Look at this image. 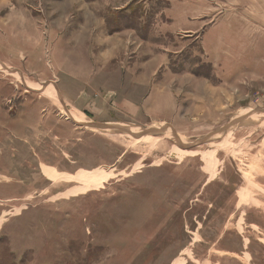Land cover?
Wrapping results in <instances>:
<instances>
[{
  "label": "rangeland",
  "instance_id": "obj_1",
  "mask_svg": "<svg viewBox=\"0 0 264 264\" xmlns=\"http://www.w3.org/2000/svg\"><path fill=\"white\" fill-rule=\"evenodd\" d=\"M173 1L0 0V264H264V0Z\"/></svg>",
  "mask_w": 264,
  "mask_h": 264
},
{
  "label": "crops",
  "instance_id": "obj_2",
  "mask_svg": "<svg viewBox=\"0 0 264 264\" xmlns=\"http://www.w3.org/2000/svg\"><path fill=\"white\" fill-rule=\"evenodd\" d=\"M184 0H177V1H173V6H182V15L180 18V27H183V29H187V30H192L193 28L195 29V31L200 30L204 31L202 33V42H203V46L205 51L207 52V54L210 56V53L208 51V41L209 39H211V37H213V35H210V31H212V29L217 25V23H219V21L215 20L212 21L211 23L208 21V19H210V13L212 11V9H198V8H186L187 6H185V4H183ZM220 24V23H219ZM229 37V36H228ZM231 37V36H230ZM212 40V39H211ZM222 46L224 47L227 42V40L224 38L222 39ZM225 45H224V44ZM238 46H241L240 41L236 42ZM235 44L234 41H230V46L232 47V45ZM247 46V44H246ZM222 47V48H223ZM237 48V46H236ZM236 48L232 49V51L227 52L229 53V55H226L225 52L219 54V58H216V60L218 59V62H215V66H217V71L222 70L223 73H226L227 76H229V72H230V67L225 66V64H223L225 61L227 63H229V65L231 66V63L234 61V64H232V66L234 65V67L231 69V71L235 74H237L238 72L241 71V74L239 78H237L236 81H234L233 83L239 81H243V83L246 80H251L254 82H260L262 81V79H264V55L259 54L258 51H253L252 50H248L246 49L245 52L244 48L241 51L240 48H237V50H235ZM242 53V54H240ZM261 55V56H260ZM232 60V62H231ZM230 61V62H229ZM226 63V64H227ZM130 68H132V66H130ZM244 69V70H243ZM226 71V72H225ZM232 77V75H231Z\"/></svg>",
  "mask_w": 264,
  "mask_h": 264
}]
</instances>
